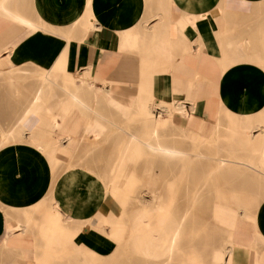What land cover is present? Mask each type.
<instances>
[{
	"label": "crops",
	"instance_id": "crops-1",
	"mask_svg": "<svg viewBox=\"0 0 264 264\" xmlns=\"http://www.w3.org/2000/svg\"><path fill=\"white\" fill-rule=\"evenodd\" d=\"M6 6L56 31L28 29L0 14V264H32L35 241L24 224L49 196L61 213L86 221L73 236L76 245L101 257L115 249L94 229L98 212L115 213L97 178L73 169L54 181L45 156L29 145V116L25 140L3 143L15 121L10 115L109 119L139 104L166 119L174 106L173 124L203 137L216 122L264 115V0H6ZM42 73L50 78L43 86ZM40 87L41 108L29 112ZM258 128L250 135H262ZM90 130L103 135L96 121ZM250 256L236 247L233 264H251Z\"/></svg>",
	"mask_w": 264,
	"mask_h": 264
},
{
	"label": "rangeland",
	"instance_id": "rangeland-1",
	"mask_svg": "<svg viewBox=\"0 0 264 264\" xmlns=\"http://www.w3.org/2000/svg\"><path fill=\"white\" fill-rule=\"evenodd\" d=\"M0 14L3 15L1 12ZM29 22L34 26L33 28L40 30L46 29L45 31L51 32L56 31L53 27L43 25L41 22L36 21V19L29 18ZM83 26L84 24H82V30L84 31L86 28L84 29ZM33 33L29 34L31 35ZM45 75L42 73L40 76L42 83L45 82L46 85L50 78L47 81L43 80ZM132 111L134 113H131ZM137 114L139 116H136ZM154 114L160 115V113H156L155 111ZM155 115H152L148 109L139 104H136L135 108H131L125 118L120 117L121 115H111V118L107 119L105 115H98L113 124L109 125L92 118V123L96 121L103 127V135L99 137L98 135H94L90 130L92 123L85 129L80 126L75 132H73V127L71 126H67L68 128L64 127L63 132L60 131V128L56 129L52 125V119L54 117L57 118V116L60 117V115H44L42 118L39 116L35 122L29 124V131L33 132L34 135L36 134L34 137L38 136V138L44 137L45 139H49L50 143H55L60 140L57 148V153L60 154L56 155L59 161L56 167L51 170L54 181L62 174L73 169H80L91 173L97 178L112 202L114 212L123 211L125 217H128L127 214L133 208L130 206L124 209L116 207L113 204V199H111L107 184L105 183L110 178V170L115 167L113 165H115V157L119 150L118 147H120V141H117V138L122 137V135L124 137L122 139H126L128 135H141L146 138L152 133L155 121L162 119V123L158 127L160 141L165 142L168 146L175 144L186 149L191 159L188 157L185 161L170 162L155 157H152V159L145 152H141L137 157H130L128 164L129 170L141 178L142 184L145 186L143 188L145 192H142V197L147 202L148 208L152 211L161 210L170 213L168 216L167 213L164 215L159 214L157 216L158 219L168 218L172 221L175 220L174 222L177 224L179 218H184V220L182 219L183 222H181L183 229L175 225L176 227L174 226L170 230L163 229L159 230L158 233L152 234L154 237L161 239V241H165L168 239L166 237H169L170 240L165 241L163 247H170L169 250L171 249V251L169 254L161 253L163 250L161 249L159 251L160 255L156 258L163 259L159 260L151 255L140 256L134 253L130 240V234L132 232L120 227L119 230L112 231L110 236L105 235V232H109L110 230L109 225L104 224L103 221H112L116 216L115 213H110L106 216L101 212L96 214L98 224L94 229L115 243V249L110 256L101 257L73 242V236L85 229L82 225L86 221L81 222V225L70 222L71 227L68 233L72 235L71 241H68L67 244L65 243L66 246L65 244L55 246L50 241L49 236L46 234L43 236L44 231L42 230L44 225L41 222L43 213L38 212L35 207L29 211V218L27 217L26 220L29 221L32 218L31 225L27 228V232H29V235L35 241L32 264H231L233 254L228 252L226 240L227 231L229 222L234 220V217H236L235 214L242 211H245L247 216L249 215L250 221L247 222L255 224L259 230V236H257L259 238H256L252 244L253 253L259 256V259L253 264L263 263L264 234L261 226L264 224V181L259 180L256 176L245 171L237 164L247 159V162H252V164H256L258 161V152L254 153V157L251 160H249V156L251 154L250 152L257 148L256 141L261 138L264 140V129L262 128L264 115H258L256 118L250 120L229 118L225 123L217 122V127L214 125L213 133L209 137L197 136L189 131L184 134L181 127L176 125L172 126L171 119H163ZM10 116H13L15 121L8 128V131L13 130L11 136L15 137V141H23L25 115ZM83 116L86 118L84 117L81 125L87 122L89 115ZM42 119L46 122L41 121ZM257 126L261 127L258 128L257 132L263 134L258 136L250 135L251 130ZM117 127L122 128L125 131L123 132L124 134L118 133L119 130ZM80 128L81 134H79ZM56 130L60 131L63 135L54 137L52 134ZM82 131L85 133L84 137L82 136ZM42 133L45 135H42ZM67 134H74L73 137L76 140H80L75 150L71 151L67 147V143L61 145V140ZM248 136L250 137L248 138ZM199 137H202V139ZM199 140L202 141L200 142ZM9 142L10 140L7 143ZM196 151L201 152L210 159L203 164H199L198 160L192 156ZM221 159H226L228 162L222 164L220 163ZM214 167L220 168L211 172L209 176L208 173ZM137 194L138 191L133 190L131 196L134 197ZM47 202L45 205L46 209L55 204L52 197ZM221 205L227 211L222 210L221 208L223 206ZM150 230L151 232L149 233H152L154 227H151ZM160 231L163 232L160 233ZM165 231L170 232L165 233ZM126 233L128 235H125ZM247 235L252 237L253 231H250ZM218 253L222 255L221 259L215 257Z\"/></svg>",
	"mask_w": 264,
	"mask_h": 264
},
{
	"label": "bare ground",
	"instance_id": "bare-ground-1",
	"mask_svg": "<svg viewBox=\"0 0 264 264\" xmlns=\"http://www.w3.org/2000/svg\"><path fill=\"white\" fill-rule=\"evenodd\" d=\"M0 12L3 14V16L8 17L10 20L18 23L19 25L25 26L28 29H29V26L34 27V26H32L31 22H29V19H26L22 15L18 14L17 12L13 11L12 9L8 8L6 6V0L0 1ZM41 26H42V24H41ZM55 69H58V64L56 65ZM44 74H46V75H45L43 80L47 81L49 76H47V73H43V75ZM53 78H54V76H53ZM47 84H48V82H47ZM42 85H45V82H43ZM42 89H45V88L40 87L38 89V91L35 94V98H34L33 102L30 103L29 109L27 111L34 112V111L40 110L41 104L43 102L42 101ZM46 92H48V91H46ZM76 95H78V94H76ZM45 98H46V96H45ZM76 98H77V96H76ZM81 105H83V104H81ZM88 105L89 104L87 103V106ZM41 110H43V108ZM81 110H83V109H81ZM87 110H89V109H87ZM176 110H178V108H175L174 106L169 107V113H168V117H167L168 120L171 119L172 113ZM93 111H95V110H93ZM83 113H85V112H83ZM89 113H90V111H89ZM35 114H36V112H35ZM35 114L25 115L26 118L29 116V124L32 122H35L36 118H38L39 116L41 118L44 116L43 113H42V115H35ZM38 114H41V113L39 112ZM125 116L126 115H121L120 117L125 118ZM136 116H139V115L137 114ZM84 117L85 116H83V115H77V117L75 115V119H74V115H60V117L57 116V118L54 117L52 119V125H53V127H56V129L60 128V131H62L64 129V127L68 128L67 126H71V127H73V132H75L80 126H82L84 129L87 128L88 126H90L92 123V118L97 120V121H100L102 123L113 125L112 123L108 122L107 120L103 119L102 117H100L98 115L97 116L89 115L87 118V122H85L84 125H81V123H83ZM250 119H253V118H245V120H250ZM45 120H46V118H45ZM62 120L64 121V123ZM161 120L155 121L152 133L150 134V136H148L146 138L141 136V135L140 136L139 135H128V137L126 139H122V138H124L122 135V137L117 138L118 139L117 141H120V144H119L120 147H118L119 150H118L117 155L115 157L116 162H115V165H113L115 167H113L110 170V172H109L110 178H109L108 182L106 181L105 183L107 184V189L109 191L110 197H111V199H113V202H114L113 204L116 207L124 209V208H127L128 206H130L133 208V210L129 214H127L128 217H125V213L123 211H118L117 213H115L116 218L114 220L112 219V221H109V220L103 221L104 224L109 225V230H110L109 232L108 231L105 232L106 233L105 235L110 236L112 234L111 233L112 231L119 230L120 227L123 229L129 230L132 232L131 234L129 232L130 240H131V244H132V247H131L132 251L134 253L140 255V256L151 255L152 257H155V258L160 255L159 251L161 249H163L161 252L163 254H169L171 249L169 250L170 247L163 248L165 241H167L169 239L168 236L166 237V235H165V237L168 239H166L165 241L164 240L161 241V239L154 237V235H152V234H154L156 232L158 233L159 230H163V229H167V230L169 229L170 230L175 225H177L179 228L183 229L181 222H183L182 219L184 220V218H179V222L177 224H175L176 223V222H174L175 220L172 221L171 219H168V218L158 219L157 216L159 214L164 215L167 213V216H168V215H170V213L169 212H163L161 210L160 211L159 210L152 211L151 209L148 208V204H146L147 202H145V200L142 197V192H145L143 190V188L145 186L142 184L141 178H139L137 175H135L134 173H132L129 170L128 161L130 160V157L131 158L137 157L138 155L141 154V152H145L148 157H151V158L155 157V158H159L161 160L170 161V162H180V161L187 160L188 157L190 158V155L188 154L186 149L179 147L178 145H175V144H173V145L171 144L172 146H168L165 142L160 141V136L158 135V127L162 123ZM41 121H44V119H42ZM44 122H46V121H44ZM245 122H247V121H245ZM245 122H244V124H245ZM171 123H172V126L175 125V124H173L172 121H171ZM215 127H217V122L215 123ZM251 127H252V123H251ZM262 128L264 129V123H263ZM118 130H119L118 133H120V134L125 132L122 130V128H118ZM182 131L184 134L188 133L187 129H182ZM216 131H217V129H216ZM12 132H13V130L12 131L10 130L8 132H3V136H2L3 143H7L9 140H10V142L11 141L15 142V137L11 136ZM35 135L33 132L29 131V139H28L29 145L38 149L45 156V158L48 162V165L50 166L49 168L51 170H53V168L56 167V165L59 161L57 159L56 155H57V148L60 144L59 143L60 140L56 141L55 143H50L49 139H45L44 137H42L44 139L38 138V136L34 137ZM42 135H45V134L42 133ZM64 135H65V132H64ZM73 135L74 134H72V135L67 134L66 136H64L65 141L67 143V147L71 151L75 150L77 148L79 142H80V140H76V138L73 137ZM82 136L83 137L85 136V133L83 131H82ZM249 137L250 136H248V138ZM64 138H63V140H64ZM199 138L202 139V137H199ZM200 142H197V143H200ZM256 143H257L256 144L257 148L252 150L250 152L251 154L249 156V160H251L254 157L255 152L259 153L258 161L256 162V164H252V162L251 163L247 162V160H248L247 159L246 161L238 162L237 165L242 167L245 171L250 172L251 174L256 176L259 180L264 181V140H263V138L258 139L256 141ZM248 148H249V146H248ZM192 150H195V149H192ZM192 156L198 160L199 164H203L205 161H208L210 159L207 156H205L204 154H202L201 152H197V151ZM227 162L228 161H226V159L220 160V163H222V164L227 163ZM219 168L220 167H216V168L214 167V169L212 171H210L208 173V175L211 172H213L214 170L219 169ZM12 171H14V170H12ZM133 190L138 191V194L134 197L131 196V193L133 192ZM48 195H50V194H48ZM50 197L51 196L46 197L47 199L44 198V201L42 199L43 202H41L39 205L36 206L38 212L43 213L42 220H41V222L44 225L43 230H42V231H44L43 236H45V234L47 236H49L50 241L53 242L55 246L65 244V243L67 244L68 241H71V237H72V235H70L68 233L69 228L71 227V225L69 223L71 222L73 224H77V225L80 224L81 225V222H83V221H75V220L71 219L70 217H68L64 214H61L59 212L56 204H54V205H52L46 209L45 205H46V202L48 201V199ZM221 206H223V205H221ZM221 209L227 211V209H225L224 206ZM185 215H186V212H185ZM235 216L236 217H234V220H231L229 222V227H228V231H227V239L226 240H227V245H228V252L233 254L236 247H239V246L246 247L251 252L250 257H252V258H251V261L250 260L249 261L251 262V264H253L257 259H259V256L255 255L253 253V250H252V244H253L254 240L257 238V236H259L258 227L255 224L247 222V221H250V218L248 217L249 215L247 216L245 211L238 212L237 214H235ZM31 219L32 218H30L29 221L25 222V224H24L25 229H27L29 227V225H31ZM82 226H84V228H85V224ZM151 227H154V231H152V233H149V232H151V230H150ZM176 231H177V229H176ZM250 231H253L252 237L247 235L248 233H250ZM161 232H163V231H160V233ZM166 232L167 231H165V233ZM168 232H170V231H168ZM125 235H128V234L126 233ZM239 236H242V238L244 239L243 243L238 241ZM163 237L164 236H162V238ZM165 237L163 239H165ZM126 238H127V236H126ZM260 238H262V237H260ZM121 240H122V237H121ZM66 244H65V246H66ZM260 244H262V243L260 242ZM171 246H172V244H171ZM171 248H173V247H171ZM221 253H222V251H221ZM165 257H167V256H165ZM215 257L218 259H221L222 255L220 253H218ZM156 259H159V258H156ZM160 259H163V258H160ZM150 260H151V258H150ZM231 264H233V260H232Z\"/></svg>",
	"mask_w": 264,
	"mask_h": 264
}]
</instances>
